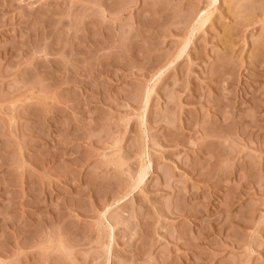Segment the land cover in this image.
<instances>
[{
  "label": "rangeland",
  "instance_id": "obj_1",
  "mask_svg": "<svg viewBox=\"0 0 264 264\" xmlns=\"http://www.w3.org/2000/svg\"><path fill=\"white\" fill-rule=\"evenodd\" d=\"M0 264H264V0H0Z\"/></svg>",
  "mask_w": 264,
  "mask_h": 264
},
{
  "label": "bare ground",
  "instance_id": "obj_2",
  "mask_svg": "<svg viewBox=\"0 0 264 264\" xmlns=\"http://www.w3.org/2000/svg\"><path fill=\"white\" fill-rule=\"evenodd\" d=\"M203 23H204V21H203ZM145 176H146V173L144 172V174H143L142 178H145Z\"/></svg>",
  "mask_w": 264,
  "mask_h": 264
}]
</instances>
